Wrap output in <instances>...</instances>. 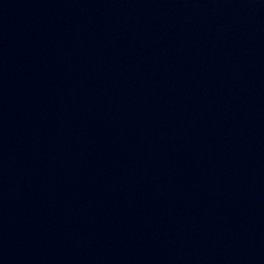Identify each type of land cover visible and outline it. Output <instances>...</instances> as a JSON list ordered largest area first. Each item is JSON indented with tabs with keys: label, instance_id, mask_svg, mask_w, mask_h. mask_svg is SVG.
<instances>
[{
	"label": "water",
	"instance_id": "1",
	"mask_svg": "<svg viewBox=\"0 0 264 264\" xmlns=\"http://www.w3.org/2000/svg\"><path fill=\"white\" fill-rule=\"evenodd\" d=\"M0 264H264V0H0Z\"/></svg>",
	"mask_w": 264,
	"mask_h": 264
}]
</instances>
